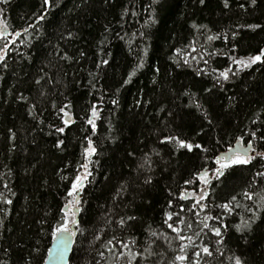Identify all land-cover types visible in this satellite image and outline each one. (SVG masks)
I'll list each match as a JSON object with an SVG mask.
<instances>
[{
  "label": "trees",
  "instance_id": "obj_1",
  "mask_svg": "<svg viewBox=\"0 0 264 264\" xmlns=\"http://www.w3.org/2000/svg\"><path fill=\"white\" fill-rule=\"evenodd\" d=\"M65 208L69 264H264V0H0V264Z\"/></svg>",
  "mask_w": 264,
  "mask_h": 264
},
{
  "label": "water",
  "instance_id": "obj_2",
  "mask_svg": "<svg viewBox=\"0 0 264 264\" xmlns=\"http://www.w3.org/2000/svg\"><path fill=\"white\" fill-rule=\"evenodd\" d=\"M251 150V145L243 146L241 142H237L227 152L221 154L220 158L229 162L235 155L250 156ZM83 185L84 182H81L78 187H82ZM68 211L69 208H65V212ZM74 213L77 214L78 210L75 209ZM75 234L73 228L70 231L65 230L60 232L52 242L45 264H69L74 246Z\"/></svg>",
  "mask_w": 264,
  "mask_h": 264
},
{
  "label": "rangeland",
  "instance_id": "obj_3",
  "mask_svg": "<svg viewBox=\"0 0 264 264\" xmlns=\"http://www.w3.org/2000/svg\"><path fill=\"white\" fill-rule=\"evenodd\" d=\"M248 157H245L243 155H235L229 162H226L227 164H234V163H240V162H244L247 160ZM68 215H69V231L72 230L70 229L73 225V220H74V213H72V210L68 211Z\"/></svg>",
  "mask_w": 264,
  "mask_h": 264
}]
</instances>
